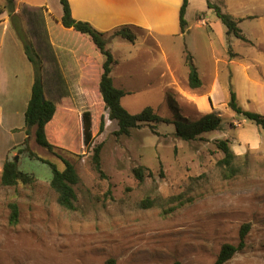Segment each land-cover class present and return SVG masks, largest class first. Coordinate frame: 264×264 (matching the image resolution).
I'll use <instances>...</instances> for the list:
<instances>
[{"label": "rangeland", "instance_id": "rangeland-1", "mask_svg": "<svg viewBox=\"0 0 264 264\" xmlns=\"http://www.w3.org/2000/svg\"><path fill=\"white\" fill-rule=\"evenodd\" d=\"M16 2L22 12L20 25L43 65L54 62L50 35L60 41V54L85 41L86 49L105 61L89 36L74 30L68 33L61 23L56 25L55 18L63 14L60 0ZM4 6L0 0V8ZM194 16L185 34L159 37L162 47L151 37L144 41L145 33L135 26L104 32L118 60L112 72L114 84L128 93L122 104L130 113L150 106L174 121L178 118L173 103L188 121L203 115L198 105L200 90L188 83L185 51L204 76L212 62L198 50L202 43L198 45ZM124 26L137 34L135 43L114 35ZM167 59L170 70L165 68ZM64 87L70 100L71 90L67 84ZM88 93L85 112L91 114L93 136L89 148L84 144L83 117L71 107L72 112H58L46 127L53 151L37 144L33 129L18 142L16 155L7 159L15 160L35 180L15 187L0 183V264H105L111 258L116 264H215L223 245L239 244L245 225L249 226L245 248L226 264H264L263 128L220 106L222 128L193 141L176 137L175 125L168 123L144 124L129 135H117L118 125L109 118L97 81L92 79ZM46 98L52 100L50 94ZM221 139H229L238 154L237 173L230 179L218 164L224 156L217 146ZM97 146H101V173L93 160ZM63 159L75 166L80 177L74 186V211L58 204L50 186L52 171L43 162L50 161L63 171ZM138 167H144L142 183L134 173ZM1 175L0 169V181ZM143 200L154 204L141 208ZM11 203L19 207L17 225L9 222Z\"/></svg>", "mask_w": 264, "mask_h": 264}, {"label": "crops", "instance_id": "crops-1", "mask_svg": "<svg viewBox=\"0 0 264 264\" xmlns=\"http://www.w3.org/2000/svg\"><path fill=\"white\" fill-rule=\"evenodd\" d=\"M210 1L238 21L239 28L250 42L228 37L225 25L208 7L207 0H190L186 19L189 24L193 15L197 18L198 45L202 43L198 50L203 58L212 62L205 76L198 68L203 83L198 88L199 111L203 114L213 110L219 112L218 107L228 106L232 87L241 107L264 114V0ZM1 2L4 6L6 0ZM14 2L16 13L22 14L16 0ZM69 3L73 18L89 22L101 32H109L122 25L135 26L145 33L144 41L151 37L161 47L159 37L171 39L183 35L180 26L183 0H69ZM196 6L198 11L195 10ZM62 16L55 18L56 25L61 23ZM72 30L64 27L63 31L72 33ZM50 36L54 62L48 67L44 65L45 96L50 94L56 105L54 117L58 112L67 115V112H72L70 108L75 107L82 119L83 113L88 111L86 107L89 106L87 99L92 79L100 86L104 62L94 51L86 49L84 40V45H79V48L60 54V41ZM165 63V68L170 70L169 59ZM221 64H224L223 70ZM33 82V66L12 27L9 13L0 11L1 170L6 160L20 149L18 142L28 137L25 113ZM66 84L72 93L70 100L65 94Z\"/></svg>", "mask_w": 264, "mask_h": 264}, {"label": "trees", "instance_id": "trees-1", "mask_svg": "<svg viewBox=\"0 0 264 264\" xmlns=\"http://www.w3.org/2000/svg\"><path fill=\"white\" fill-rule=\"evenodd\" d=\"M63 8V16L61 18V24L68 29H74L82 35H87L95 46L99 49L101 54L105 57L103 64V73L100 80V93L105 103L106 109L109 111V118L112 121H116L118 125L117 135H129L132 129L140 128L144 124L150 123H168L175 125L176 137L185 141H193L198 139L202 134L220 130L222 128V116L219 112L213 110L209 113L203 114L196 121H188L186 118H182L173 103L171 108L176 112L178 120L171 121L167 118H163L154 112L153 108L148 106L144 108L140 113H130L122 104L123 98L128 94L123 89L118 88L114 84L112 76L115 65L118 64V60L115 58L112 49L108 47L107 40L105 39V33L98 31L89 22L81 21L73 18L71 13V7L69 0H60ZM208 7L212 8L217 17L222 21L227 29L228 36H234L245 42H250L243 34L242 30L238 26V21L233 19L230 15L224 13L222 9L207 0ZM190 0H183V4L180 9V26L183 34L186 33L188 28V21L186 19V13ZM6 10L9 13L12 26L15 28L18 36L24 44L26 55L34 68V82L32 86L31 98L28 103L25 113V125L26 134L29 136L32 130H35V140L41 147L53 151L55 146L51 144L47 138L46 127L53 120L56 105L55 103L46 98L45 96V83H44V65L40 54L34 49L33 44L28 41L26 35L23 32V28L20 25V16L16 13V4L14 0H6V5L0 8V11ZM115 36L121 37L129 42L135 43L137 40V34L132 28L124 26L114 32ZM231 57L233 53L231 47H229ZM186 65L188 66V83L191 88L198 89L202 87V79L200 77L198 68L194 63L193 56L186 50ZM43 99L45 101L43 102ZM228 107L236 114L243 116L246 120L255 123L257 126L264 129V115L244 109L238 104L236 94L233 88H230V101ZM89 112L83 114V133L84 144L88 148L91 146L93 139L91 131V117ZM104 120H101L100 130L104 129ZM218 149L223 153V158L219 160L218 164L226 171L225 178L230 179L237 173L234 162L237 157L236 153L230 145L229 139H221L217 142ZM101 146L94 148L93 160L95 169L98 173H101V158H100ZM29 156L34 158L35 155L29 152ZM45 164L49 166L52 171L53 177L50 182L51 188L57 194L58 204L70 211L76 209L77 195L74 189L80 182V177L77 174L75 166L68 160L63 159L65 169L59 170L57 166L50 162L43 160ZM134 173L137 179L142 183L144 180V167H138L134 169ZM35 180L26 172L19 169L15 160H7L2 169L1 185L5 187H15L19 183L27 184ZM180 197V196H179ZM178 197V198H179ZM171 199V198H170ZM174 199V198H172ZM154 202L150 200H143L140 204L141 208H150ZM9 222L11 225H17L19 222V207L17 203H11ZM176 208V207H175ZM173 208V210L175 209ZM249 226L242 227L240 233V242L238 245L225 244L220 250L217 261L215 264H226L230 259L234 257L238 252L245 248L246 237L249 232ZM105 264H116V260L111 258ZM174 264H182L177 261Z\"/></svg>", "mask_w": 264, "mask_h": 264}, {"label": "water", "instance_id": "water-1", "mask_svg": "<svg viewBox=\"0 0 264 264\" xmlns=\"http://www.w3.org/2000/svg\"><path fill=\"white\" fill-rule=\"evenodd\" d=\"M45 101V99H43V102ZM17 160V159H16Z\"/></svg>", "mask_w": 264, "mask_h": 264}]
</instances>
